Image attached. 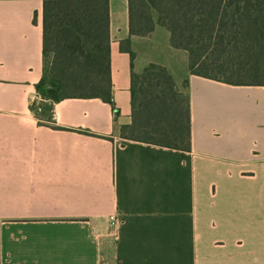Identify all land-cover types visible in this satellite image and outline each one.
Listing matches in <instances>:
<instances>
[{
  "label": "crops",
  "instance_id": "obj_1",
  "mask_svg": "<svg viewBox=\"0 0 264 264\" xmlns=\"http://www.w3.org/2000/svg\"><path fill=\"white\" fill-rule=\"evenodd\" d=\"M44 1L0 0V264H264V86L191 74L165 27L132 35L129 0H109L113 105L39 118ZM150 63L189 80L190 151L121 136Z\"/></svg>",
  "mask_w": 264,
  "mask_h": 264
},
{
  "label": "trees",
  "instance_id": "obj_2",
  "mask_svg": "<svg viewBox=\"0 0 264 264\" xmlns=\"http://www.w3.org/2000/svg\"><path fill=\"white\" fill-rule=\"evenodd\" d=\"M129 10L131 34L165 27L172 46L188 52L191 74L264 86V0H129ZM43 26L44 69L36 84L43 101L32 104L36 115L51 122L54 104L66 98L113 105L110 1L45 0ZM121 136L191 150L190 95L167 67L150 63L132 74V123L121 127Z\"/></svg>",
  "mask_w": 264,
  "mask_h": 264
},
{
  "label": "built area",
  "instance_id": "obj_3",
  "mask_svg": "<svg viewBox=\"0 0 264 264\" xmlns=\"http://www.w3.org/2000/svg\"><path fill=\"white\" fill-rule=\"evenodd\" d=\"M43 101V98L41 97V95L37 92L36 96H35V103L38 105ZM38 109H41L40 107H38ZM118 219L115 215H111L110 216V233L112 236L116 235L117 230H118Z\"/></svg>",
  "mask_w": 264,
  "mask_h": 264
},
{
  "label": "rangeland",
  "instance_id": "obj_4",
  "mask_svg": "<svg viewBox=\"0 0 264 264\" xmlns=\"http://www.w3.org/2000/svg\"><path fill=\"white\" fill-rule=\"evenodd\" d=\"M185 82V81H184ZM184 82H183V84H182V86L179 88L181 91H183L184 93H187L188 92V90H187V88H185L184 87ZM40 104H38V106H39ZM38 111L40 112V111H42V109H38Z\"/></svg>",
  "mask_w": 264,
  "mask_h": 264
}]
</instances>
